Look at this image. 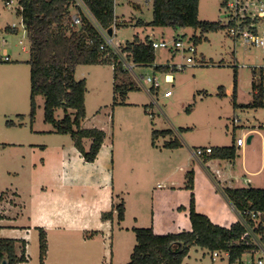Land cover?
Returning a JSON list of instances; mask_svg holds the SVG:
<instances>
[{
    "label": "rangeland",
    "instance_id": "1",
    "mask_svg": "<svg viewBox=\"0 0 264 264\" xmlns=\"http://www.w3.org/2000/svg\"><path fill=\"white\" fill-rule=\"evenodd\" d=\"M152 4V0H115V15L120 20L118 22L124 24L115 28L111 46L139 89L129 91L124 98L118 94V103L114 104L112 64H81L76 68V78L87 81L86 117L82 126L104 129L116 145L129 142L137 151L134 160L140 165L142 162L148 164V169L140 167L135 170L138 176L131 181V184H137L132 193V208L137 207L148 217L151 212L150 189L157 184H166L167 178L174 184L182 182L187 163L191 160L185 146L178 149L164 147L167 141L172 140H185L193 149L197 144L232 145L238 137H244L246 144L237 151L235 160L213 159L206 171L214 175L211 172L214 170L221 177L230 172L237 174L245 186L251 182L250 186L264 187V106L248 108L239 105L252 102L258 91L253 85L254 68L264 66V48L250 47L241 39H234L224 26L204 34L201 29L193 27L147 26L143 22L151 21ZM18 6L16 2L8 8L5 1L0 0V32L7 40L5 47L11 58L9 61L0 60V195L10 190L0 202V213L13 206L7 210L9 217L2 222L27 229L34 227L26 237L29 254L26 264H41L39 232L35 226H43L49 233L51 249L44 264H80V260L61 259V236L58 233H70L72 239L76 236L74 233L81 237L86 228L87 231L96 228L94 224L99 222V215L89 210L97 205L96 200L102 202L110 192L109 179L105 180L112 175L107 165L111 155L108 152L106 160L85 163L71 135L54 132V125L45 120V97L41 94L36 96L35 115H31L30 40ZM226 11L223 0H200L199 18L202 20L224 24L227 19L222 15ZM7 26H14L16 30ZM137 35L143 39L150 36L157 41L166 40L169 46H174V41L181 39L186 48L190 41H194V36H203L199 42L194 41L196 52L159 47L155 49L153 64L138 65L129 60L120 48ZM189 56L194 57V62L187 63ZM174 64L186 66L182 70L170 67L168 71L155 68L157 65ZM168 72L174 76L171 83L164 80ZM148 76L160 79L159 89L152 90L149 84H143V79ZM255 81L256 85L260 83L257 77ZM167 89L172 91V95L164 96ZM64 114L62 108L55 112L57 119ZM235 118L237 122H234ZM168 129L172 132H162ZM154 131H157L156 136ZM249 136H252L250 142ZM199 158L206 165L202 157ZM201 171L206 174L205 169ZM143 173L146 175L139 176ZM93 180L98 187L91 190L89 183ZM232 183L230 180L227 186ZM221 186L224 183H220ZM11 191H16L18 196L14 197ZM55 193L60 196V205L53 207L58 215L49 223V213L42 211L41 203L51 201ZM142 195L144 200H141ZM63 198L66 202L62 204ZM61 211L65 212V217L59 214ZM78 216H82V220L75 221ZM133 220L132 216L129 222L121 224H134ZM110 223L101 235L92 240L90 245L93 248L89 247L91 254L88 258L80 255L85 264L129 262L136 234L126 228L118 229L117 218ZM78 224H82V228L76 229ZM111 233H115L114 247ZM113 248L115 260L112 262ZM253 255L256 259L260 252ZM228 262L224 255L213 260L211 250L196 246L191 248L181 264Z\"/></svg>",
    "mask_w": 264,
    "mask_h": 264
},
{
    "label": "trees",
    "instance_id": "2",
    "mask_svg": "<svg viewBox=\"0 0 264 264\" xmlns=\"http://www.w3.org/2000/svg\"><path fill=\"white\" fill-rule=\"evenodd\" d=\"M98 24L110 31L116 19L115 0H84ZM72 0H19L18 12L22 17L30 40L29 63L31 66V115H35L36 96L45 97V120L54 125L53 131L60 134H70L76 147L88 162H93L106 138L102 128H87L82 126L86 117L85 97L87 81L76 78V68L81 64L110 63L114 67V104L117 96L126 97L129 91L139 89L138 84L129 75L118 53L111 46L102 48L105 39L95 24L84 17L83 23L75 28L71 26L70 5ZM153 17L151 21L143 22L147 26L193 27L201 29L202 33L219 30L222 26L218 21L199 18L200 0H152ZM124 24L117 22V27ZM16 30L14 26H7ZM202 36H194L196 42ZM153 39L138 35L133 41L121 45V52L138 65H151L156 59ZM196 42V43H197ZM176 51V50H174ZM171 66L157 65L155 68L168 71ZM259 71L256 73V71ZM254 88H258L252 102L239 104L248 108L264 106V66L255 67ZM257 75V76H256ZM260 81L256 85L255 79ZM125 103V102H122ZM62 108L65 112L57 119L55 112ZM163 133L172 132L170 129ZM157 131H154L156 136ZM91 138L87 149L84 139ZM4 145V143H2ZM182 143L178 140L167 141L165 147L177 148ZM237 156L235 144L217 146L204 155L208 161L213 158L234 160ZM193 171L188 175V187L194 190ZM224 194L239 211L264 212V188L248 186L234 188L224 186ZM5 192L0 195V200ZM114 210L118 220H124L125 203L121 200L114 204L113 210L104 212V220L112 219ZM192 230L179 233L156 234L152 227H133L136 234V244L127 264H181L192 247H202L211 250L229 252L228 264H241L243 254L253 248V245L241 241L246 227L241 221L233 223L229 228L215 224L211 219L196 209L195 195L189 207ZM245 215V218L249 216ZM0 215V219H1ZM1 228V226H0ZM39 229V247L41 264L44 263L48 250L47 233ZM27 240L24 238H8L0 236V264H23L28 262Z\"/></svg>",
    "mask_w": 264,
    "mask_h": 264
},
{
    "label": "crops",
    "instance_id": "3",
    "mask_svg": "<svg viewBox=\"0 0 264 264\" xmlns=\"http://www.w3.org/2000/svg\"><path fill=\"white\" fill-rule=\"evenodd\" d=\"M116 19L117 21H120L118 19V16H116ZM154 41H157V40H154ZM263 135H264V130H263ZM249 138H252V136L248 137V142L251 141V139L249 140ZM236 140L233 141V144H235V146H236ZM91 142H92L91 138L84 139V145L87 149L90 147ZM184 142L185 140L181 141L182 145L180 147L169 148V149H178L183 146L188 148V152L190 156L189 158L191 161L187 163L188 169L184 177L182 178V182L181 183L178 182L180 184L178 183L174 184L173 180H170L167 178L168 182L166 184L165 183L162 185L157 184V186H153V188L150 189L151 212L149 216L146 217L145 214L139 212V209L137 207L132 208V204H131V201L133 200L132 193L135 191V186L137 184H131V181L136 179V177L138 176L135 170H138L140 167L142 169H148V164L146 162H142V164L140 165L138 161L134 160L136 158L135 154H137L136 153L137 151L134 150L131 144L129 142L126 143L125 141V143L123 144L121 143V144L116 145L115 144L116 141L115 140L113 141L112 137L109 136L108 133L106 132V138L101 146V149L97 155V158L93 162H88L85 160L82 153L76 147L75 142L73 140V144L79 156L82 158V160L85 163H97L100 160L102 161L103 158L104 160H106V156L109 152L111 155V159H109V163L107 165H109L108 166L109 169L112 170V173H111L112 175L110 178L107 177V179L105 180L107 181L109 179V182H110V185L108 183H105V185H109V188H110L109 194L105 196L106 198L104 197L105 199H103L102 202H98L96 200L97 205H95L94 207L92 206L91 209L89 210V212H93L94 214L99 215V222L97 224H94L96 228H91V231L89 230L87 231V228H86L85 229L86 232L81 237L77 236V233H74L76 234V236H74L72 239H71L72 235H70V233L67 235L66 233H58L61 236V241H60L61 259L65 258L66 260H71L72 262L76 260L78 261L80 260L79 261L80 264H85L84 259L80 257V255L88 258V255L91 254V253L89 254L88 249L89 247L93 248V245H90L92 243V240L96 236L101 235L102 234L101 232H103L105 229L108 228V225L111 224L110 221H114L115 218H117L118 220L116 210H114L112 219H109V220H104L102 218L103 213L113 210L114 204L119 203L121 200H123L125 203L124 220L122 221L118 220V223H119L118 229H121V230H124L126 228V230L133 231V227H152L154 232L160 235H164L168 233H179L182 231L192 230V223H191L190 215H189V207H190V203L192 199V194L195 195L197 211L200 213L206 214L213 223L229 228L233 223L239 221L240 212L232 204L229 198L224 194L221 187L223 188L225 184L227 186L230 180L231 182H233L230 185V187L239 188V187H247L250 185L247 184L245 186L243 184V181L239 177H237V174H231L230 172L228 173V175H225L223 177H221L219 173H217L214 170H211V172L214 175L208 174L207 166L211 167L208 163L214 162L213 159L219 160V161H222V159L213 158V159L206 161L204 156H196V154L194 153L195 149L198 147L215 148L217 146H226V144H209V145H201V144L198 145L197 144L192 149L191 144L187 142H185L184 144ZM165 148H168V147H165ZM242 148L243 147L238 148V151ZM132 155H134V158H132ZM192 157L196 159L194 160ZM199 157H202L206 165H204L200 161ZM230 161H233V160H230ZM204 169L207 175L203 173V171H201ZM181 170H183L182 167H181ZM190 171H193L192 173L194 177V190L193 191L187 185L188 184L187 174ZM144 172H147V171L145 170ZM145 175L146 173H143V175H139V176L143 177ZM95 182L96 180H93V182L89 183L90 185H92V187H89V189L94 190L93 188H96V186L98 187V185H96ZM220 183H224V186L220 187ZM259 188H264V187H259ZM4 192L6 194L7 192H10V190L4 191ZM12 193L14 194V197L18 196V193L16 191ZM4 196L0 200V202L4 199ZM59 197H60L59 194L55 193L54 195H52L51 201L41 203L42 211H44L46 214L49 213V216L47 215L48 216L47 221L49 223L54 218H56L58 215L56 213V210H53V207L58 205ZM142 198L143 200L145 199L143 195L141 197V200ZM63 201H65V198L62 199V204H63ZM12 207L13 206H10L8 207V209L10 210ZM7 210L2 211L0 213L2 217L0 219V226H1L0 236L8 237V238L26 239L27 235L30 234L28 232L32 230V228L34 227L30 226V228L27 229V227H24V226L21 228L16 225L4 224L2 222L5 220L4 218L9 217ZM93 213L92 215H94ZM59 214L64 215L65 217V212L63 213V211H61ZM132 216L134 218L133 220L134 224H126V226H123V224H121V223L125 224L129 222V218H131ZM82 218H83L82 216H78L75 221H78L79 219L82 220ZM144 218L146 219L143 220ZM6 221H9V220H6ZM137 225H145V226H137ZM38 227L44 228L43 226H35V229H37L38 232H39ZM84 227H87V226H84ZM112 227L114 231V226L112 225ZM75 228L76 229L82 228V224L76 225ZM45 231L47 233L46 229ZM111 237H113V241L111 243H112V247H114L115 233H111ZM47 239H48V250H47V255L45 259L49 255L50 249H51L49 233H47ZM26 249H27V256L29 259L28 241H27ZM71 255H73L72 258L70 257ZM77 256H79L80 259ZM114 260H115V250L113 248L111 261L113 262ZM127 261H128V258H127ZM26 263H23V264H26Z\"/></svg>",
    "mask_w": 264,
    "mask_h": 264
},
{
    "label": "built area",
    "instance_id": "4",
    "mask_svg": "<svg viewBox=\"0 0 264 264\" xmlns=\"http://www.w3.org/2000/svg\"><path fill=\"white\" fill-rule=\"evenodd\" d=\"M5 5L8 8H11L15 5L16 2L19 3V0H4ZM148 2V1H147ZM223 5L226 8V13H224L223 18L227 19V22L224 24L227 25L229 34L234 37V39H241L242 42L250 47H262L264 48V0H223ZM70 17H71V26L78 28L82 23L84 17L88 18L95 24L99 32L102 34L105 39V43L102 45V48L106 46H111L113 43V36L110 35L108 31L103 29L95 17L88 8L84 0H72L70 5ZM117 19L113 23V32L117 27ZM7 40L4 37V33L0 32V60L9 61L10 53L5 47ZM22 42V41H20ZM153 47L159 48H174L178 50L183 48L186 51L196 52V43L190 41L188 48L183 46L181 39H176L174 41V46H169V42L166 40L162 41H153ZM112 47V46H111ZM113 48V47H112ZM115 51V50H114ZM116 52V51H115ZM117 53V52H116ZM194 57H187V63L194 62ZM186 65L185 64H174L171 66L172 69L182 70ZM132 67V66H130ZM165 82L171 83L174 81V76L171 72L165 74ZM144 85H150V88L159 89L161 86V81L156 76H148L143 79ZM172 95V91L167 89L164 92V96ZM237 118L234 119V122H237ZM246 144L244 137H238L236 140V149L244 147ZM213 151L212 147H198L195 149L194 153L196 156H204ZM239 211V210H238ZM240 212V221L246 227V231L241 236V241L248 245H253V248L243 254L240 259L241 264H264V212L257 210H247ZM245 215L249 216L245 218ZM260 252L258 258H254V252ZM226 256L229 257V252L222 250H215L212 252V258L215 260L217 257ZM248 256V258L246 257Z\"/></svg>",
    "mask_w": 264,
    "mask_h": 264
},
{
    "label": "water",
    "instance_id": "5",
    "mask_svg": "<svg viewBox=\"0 0 264 264\" xmlns=\"http://www.w3.org/2000/svg\"><path fill=\"white\" fill-rule=\"evenodd\" d=\"M224 16H226V15H222V17H224ZM109 34H110V35L113 34V29H110ZM250 139H251V138H249V140H250ZM248 184L251 185L250 182H249Z\"/></svg>",
    "mask_w": 264,
    "mask_h": 264
}]
</instances>
